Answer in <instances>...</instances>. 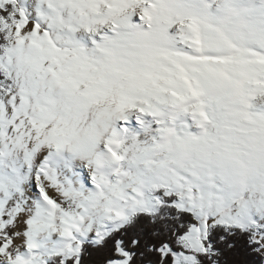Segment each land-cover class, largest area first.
Returning a JSON list of instances; mask_svg holds the SVG:
<instances>
[{"label": "snow or ice", "instance_id": "obj_1", "mask_svg": "<svg viewBox=\"0 0 264 264\" xmlns=\"http://www.w3.org/2000/svg\"><path fill=\"white\" fill-rule=\"evenodd\" d=\"M250 20L264 0H0V264H264V117L208 95L264 60ZM168 27L167 75L117 56ZM64 152L90 188L58 179Z\"/></svg>", "mask_w": 264, "mask_h": 264}, {"label": "clouds", "instance_id": "obj_2", "mask_svg": "<svg viewBox=\"0 0 264 264\" xmlns=\"http://www.w3.org/2000/svg\"><path fill=\"white\" fill-rule=\"evenodd\" d=\"M242 7H251L254 3L258 4V0H239ZM252 25L253 35H247L244 39L238 42L241 49H253L255 51H264L258 43L257 37L264 35V21L250 20ZM178 27V26H177ZM140 30H134L127 36L123 42V46L118 49L117 56L121 60L129 64L137 65L139 67H147L155 73L167 75L161 66L167 68L173 67L164 57L162 53L173 52L177 50V46L173 41L175 35L174 28L168 27L165 33L150 35L147 39L141 41L138 39L136 33ZM247 32V30H245ZM234 51V50H233ZM27 54V52H26ZM145 60L150 61L145 63ZM243 75L239 72L233 73L234 79L238 82L234 86H212L208 89V95L214 100L219 101V105L228 112H247L254 119L264 117V111L254 110V105L257 101L264 102V89L255 83L259 80L264 82V67L256 64L242 66ZM42 93L38 94V99L42 102ZM195 131V130H194ZM122 140L123 136L120 137ZM124 148H131L130 141H125L120 151L123 153ZM130 158L132 153L128 152ZM113 167H119L124 173L135 174L136 166L128 162L126 159L118 165L114 164ZM105 171H110L105 169ZM122 180L126 182L127 176H123ZM254 178L249 176L246 182L251 184ZM150 185V178L145 176L143 183L138 185V192L146 193ZM259 198V194H257Z\"/></svg>", "mask_w": 264, "mask_h": 264}, {"label": "bare ground", "instance_id": "obj_3", "mask_svg": "<svg viewBox=\"0 0 264 264\" xmlns=\"http://www.w3.org/2000/svg\"><path fill=\"white\" fill-rule=\"evenodd\" d=\"M55 160L56 174L61 182H63L66 186H72L78 189L89 188L91 177L83 161L68 152H64L63 154L56 156ZM75 165L80 166V168L84 167L82 170L79 168L81 173L77 171ZM88 176L90 181L87 180ZM26 189L29 191L30 187L26 185ZM34 199L39 198L35 197ZM39 240L42 244H48L54 247L61 242V237L58 234H52L51 236L42 235Z\"/></svg>", "mask_w": 264, "mask_h": 264}, {"label": "rangeland", "instance_id": "obj_4", "mask_svg": "<svg viewBox=\"0 0 264 264\" xmlns=\"http://www.w3.org/2000/svg\"><path fill=\"white\" fill-rule=\"evenodd\" d=\"M162 56L164 57V59H166L170 64L172 63V61L175 59L174 55L172 54V52H166V53H162ZM257 64H260L262 66H264V60H257L256 61ZM163 71H166L167 67L166 66H161ZM254 110H257V111H264V102H261V101H257L254 105ZM129 128L131 130V132H139L140 131V126L138 123H136L135 121H133L130 125H129ZM76 168H77V171H79V168L80 166L78 165H75ZM81 170L84 169V167L80 168ZM80 172V171H79ZM81 173V172H80ZM88 181L89 180V176H88ZM90 186L89 188L91 187V182H89ZM25 187V190L27 191L26 189V185L24 186ZM28 187H30V184H28ZM48 245V244H47ZM48 250H51L53 248V246H50L48 245ZM55 247V246H54Z\"/></svg>", "mask_w": 264, "mask_h": 264}]
</instances>
